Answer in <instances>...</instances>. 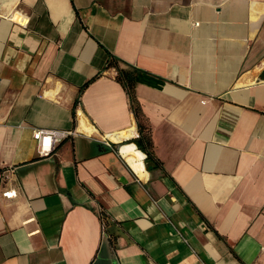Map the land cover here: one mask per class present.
I'll return each instance as SVG.
<instances>
[{
  "label": "crops",
  "instance_id": "0c3cea01",
  "mask_svg": "<svg viewBox=\"0 0 264 264\" xmlns=\"http://www.w3.org/2000/svg\"><path fill=\"white\" fill-rule=\"evenodd\" d=\"M0 264H264V0H0Z\"/></svg>",
  "mask_w": 264,
  "mask_h": 264
},
{
  "label": "trees",
  "instance_id": "16d2710c",
  "mask_svg": "<svg viewBox=\"0 0 264 264\" xmlns=\"http://www.w3.org/2000/svg\"><path fill=\"white\" fill-rule=\"evenodd\" d=\"M107 67L116 68L117 80L124 86L130 96L132 109L138 126V136L136 138L138 147L146 153L147 158L160 163V159L155 155L154 152L151 126L136 96V85L138 82V77L142 71L137 67H133L129 64L124 63L119 58L114 56H110ZM100 76L101 73H98L88 83H86L85 86H87L89 83L93 82ZM136 150L139 149L136 148Z\"/></svg>",
  "mask_w": 264,
  "mask_h": 264
},
{
  "label": "built area",
  "instance_id": "2783aa9c",
  "mask_svg": "<svg viewBox=\"0 0 264 264\" xmlns=\"http://www.w3.org/2000/svg\"><path fill=\"white\" fill-rule=\"evenodd\" d=\"M72 133V131L37 129L34 131V138L38 142L40 154L42 156H49L54 150L55 143L60 142L64 137ZM3 194L5 197L13 198L16 197L17 191L11 189L5 191Z\"/></svg>",
  "mask_w": 264,
  "mask_h": 264
},
{
  "label": "bare ground",
  "instance_id": "6f19581e",
  "mask_svg": "<svg viewBox=\"0 0 264 264\" xmlns=\"http://www.w3.org/2000/svg\"><path fill=\"white\" fill-rule=\"evenodd\" d=\"M125 147H126V144H124V145L122 146V152H123V153H124Z\"/></svg>",
  "mask_w": 264,
  "mask_h": 264
}]
</instances>
